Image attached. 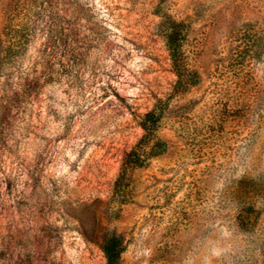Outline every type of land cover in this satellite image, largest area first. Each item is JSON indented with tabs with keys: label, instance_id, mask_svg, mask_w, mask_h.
Here are the masks:
<instances>
[{
	"label": "rangeland",
	"instance_id": "374dc122",
	"mask_svg": "<svg viewBox=\"0 0 264 264\" xmlns=\"http://www.w3.org/2000/svg\"><path fill=\"white\" fill-rule=\"evenodd\" d=\"M113 236L118 264H264V0H0V264Z\"/></svg>",
	"mask_w": 264,
	"mask_h": 264
},
{
	"label": "trees",
	"instance_id": "16d2710c",
	"mask_svg": "<svg viewBox=\"0 0 264 264\" xmlns=\"http://www.w3.org/2000/svg\"><path fill=\"white\" fill-rule=\"evenodd\" d=\"M168 43L169 48L171 50V56L174 59L175 71H177V74L182 77L183 68L179 65V50L176 48V40L172 39V37H169ZM158 122L159 115L155 111L147 113L144 116L142 127L145 132V135L141 139V143L147 145L151 142L157 131ZM140 164H142V156L130 153L123 162L121 173L119 175V179L117 180V186L120 187V184L123 183L124 178L126 177L128 172ZM252 187V184L250 186L249 183L242 182V185L240 188H238V190L239 192H250ZM241 222L243 223V225L247 226L249 225L250 220L245 218L241 220ZM101 248L107 259V264H118L122 253V244L119 238L115 236L106 238Z\"/></svg>",
	"mask_w": 264,
	"mask_h": 264
}]
</instances>
